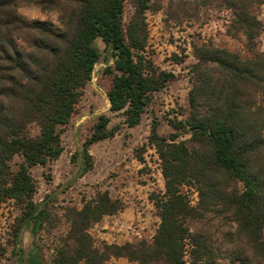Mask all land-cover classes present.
I'll return each instance as SVG.
<instances>
[{
    "label": "trees",
    "instance_id": "16d2710c",
    "mask_svg": "<svg viewBox=\"0 0 264 264\" xmlns=\"http://www.w3.org/2000/svg\"><path fill=\"white\" fill-rule=\"evenodd\" d=\"M127 1L0 0V205L13 201L19 207L17 233L31 228L35 236L42 230L47 214L34 201L30 171L62 156V132L97 64H107L104 72L112 76L109 111L123 121L110 128V117L99 116L81 149L82 176L94 167L91 147L114 138L122 127H138L152 94L176 78L157 67L148 51L146 14L152 0H133L135 13L126 25ZM221 1L234 10L233 28L253 50L261 23L252 8L261 1ZM23 5L58 13L62 28L25 20L19 14ZM194 57L190 111L184 121L172 123L190 138L161 136L154 122L148 139L165 180L164 194L155 201L160 224L152 241L97 245L91 228L123 206L108 190L99 191L80 210L70 211V230L50 263L35 246L30 264H116L118 259L138 264H264V56L243 60L203 43L194 47ZM258 97L263 98L260 103ZM32 126L36 136L28 134ZM17 156L21 162L13 168ZM191 192L197 194L195 205ZM210 215L228 217L235 226L222 243L204 229L191 228Z\"/></svg>",
    "mask_w": 264,
    "mask_h": 264
},
{
    "label": "rangeland",
    "instance_id": "374dc122",
    "mask_svg": "<svg viewBox=\"0 0 264 264\" xmlns=\"http://www.w3.org/2000/svg\"><path fill=\"white\" fill-rule=\"evenodd\" d=\"M259 1L253 5L252 14L261 23V29L254 49L249 50L246 36L233 28L234 10L223 1L152 0L146 14L148 51L157 67L174 74L176 78L166 89L152 94L151 104L138 127H122L115 140L100 142L91 148L94 167L82 176L81 149L99 116L110 117V128L119 126L123 121L121 116L109 111L107 91L112 76L104 72L107 64L103 60L95 66L92 80L84 90L76 113L62 132V156L47 167L36 166L30 171L36 186L34 201L47 214L42 230L35 236L31 228L17 233L22 217L19 207L13 201L0 205V264H30L35 246L40 249V257L50 263L54 249L63 244L70 230V211L80 210L85 201L105 190L111 193L113 199H119L123 206L118 214L103 218L91 228L96 244L123 245L142 239L152 241L158 223L155 201L165 191L158 156L148 145L152 126L157 123L159 134L164 137L178 135L179 141L190 138V134L175 130L172 123L184 121L190 111L188 99L194 83L193 67L197 63L195 46L212 43L215 47L238 54L243 60L252 59L253 55L264 56V0ZM134 13L133 0H128L124 13L126 25ZM19 14L27 21H49L56 28H62L56 12L43 13L36 6L23 5ZM97 46L104 50L101 42ZM262 99L258 97L257 101L260 103ZM37 133L35 126L28 130L30 136ZM138 157H142L143 165L139 164L137 170ZM20 162L21 158L15 157L13 168ZM148 183L150 185L146 187ZM137 185L140 186L138 189ZM190 197L195 205L197 194L191 192ZM234 227L228 217L218 219L213 215L191 225L192 230L204 229L221 243L225 235L234 232ZM115 263L138 264L127 259H118Z\"/></svg>",
    "mask_w": 264,
    "mask_h": 264
},
{
    "label": "crops",
    "instance_id": "0c3cea01",
    "mask_svg": "<svg viewBox=\"0 0 264 264\" xmlns=\"http://www.w3.org/2000/svg\"><path fill=\"white\" fill-rule=\"evenodd\" d=\"M119 134H117L114 138H112V139H108V140H105V141H103V143H105L106 141H112V140H115L117 137H119L118 136ZM95 145H97V144H95ZM94 145V146H95ZM93 147V146H92ZM91 147V148H92ZM91 150V149H90ZM90 154H91V152H90ZM93 157V156H92ZM94 160V159H93ZM139 164L142 166L143 164L141 163V161H138V159H137V170H138V168H139ZM148 185H150V183H148L147 185H146V187H149ZM140 186L139 185H137V189L139 188ZM110 195H111V193H110ZM111 197H112V195H111ZM113 198V197H112ZM156 218H157V226H156V231H157V229H158V227H159V224H160V218H159V216L157 215L156 216Z\"/></svg>",
    "mask_w": 264,
    "mask_h": 264
},
{
    "label": "built area",
    "instance_id": "2783aa9c",
    "mask_svg": "<svg viewBox=\"0 0 264 264\" xmlns=\"http://www.w3.org/2000/svg\"><path fill=\"white\" fill-rule=\"evenodd\" d=\"M155 151V150H154ZM156 153V152H155Z\"/></svg>",
    "mask_w": 264,
    "mask_h": 264
}]
</instances>
